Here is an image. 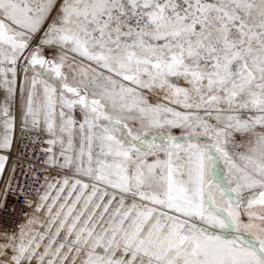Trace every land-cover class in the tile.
I'll return each instance as SVG.
<instances>
[{
  "label": "snow or ice",
  "instance_id": "1",
  "mask_svg": "<svg viewBox=\"0 0 264 264\" xmlns=\"http://www.w3.org/2000/svg\"><path fill=\"white\" fill-rule=\"evenodd\" d=\"M0 264H264V0H0Z\"/></svg>",
  "mask_w": 264,
  "mask_h": 264
}]
</instances>
